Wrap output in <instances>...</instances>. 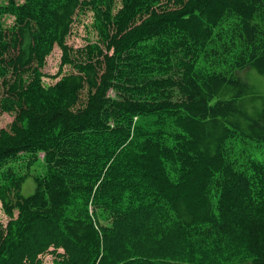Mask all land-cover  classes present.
I'll use <instances>...</instances> for the list:
<instances>
[{
    "label": "trees",
    "instance_id": "obj_1",
    "mask_svg": "<svg viewBox=\"0 0 264 264\" xmlns=\"http://www.w3.org/2000/svg\"><path fill=\"white\" fill-rule=\"evenodd\" d=\"M0 113V264H264V0H0Z\"/></svg>",
    "mask_w": 264,
    "mask_h": 264
},
{
    "label": "rangeland",
    "instance_id": "obj_2",
    "mask_svg": "<svg viewBox=\"0 0 264 264\" xmlns=\"http://www.w3.org/2000/svg\"><path fill=\"white\" fill-rule=\"evenodd\" d=\"M11 19L12 18H7L5 20L9 24L12 21ZM91 22H92V18L89 12L79 15L76 22L72 26L70 34L66 39L67 43L70 46L76 48L85 45L88 40L91 41L96 40V34L91 26ZM60 57H61V49L55 46L53 51L47 57L46 64L43 68V71L46 72V76L43 78L45 83L52 84L59 78V77L54 78L53 76L59 70V62L61 59ZM71 71L72 69L69 66L64 67V71H63L64 73H68ZM12 119H13L12 115L10 114L8 115L7 113H0V128L7 127ZM31 179L32 178L29 177L24 182L22 187L23 195H28L32 191L33 183ZM1 209L2 208L0 204V221L2 223H5L7 220V216ZM40 258L42 262L41 264H53V255L49 252L41 255Z\"/></svg>",
    "mask_w": 264,
    "mask_h": 264
}]
</instances>
